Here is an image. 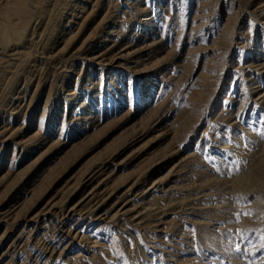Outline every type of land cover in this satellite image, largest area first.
<instances>
[{"label": "rangeland", "instance_id": "1", "mask_svg": "<svg viewBox=\"0 0 264 264\" xmlns=\"http://www.w3.org/2000/svg\"><path fill=\"white\" fill-rule=\"evenodd\" d=\"M261 132L264 0H0V264H264Z\"/></svg>", "mask_w": 264, "mask_h": 264}, {"label": "snow or ice", "instance_id": "2", "mask_svg": "<svg viewBox=\"0 0 264 264\" xmlns=\"http://www.w3.org/2000/svg\"><path fill=\"white\" fill-rule=\"evenodd\" d=\"M260 135L262 137H264V132H261ZM230 165H234L235 168H236V171L238 172L239 171V165L235 162V161H231L230 162ZM217 171H219V168L216 169ZM229 171H231V168H229ZM225 174H228V173H225Z\"/></svg>", "mask_w": 264, "mask_h": 264}]
</instances>
